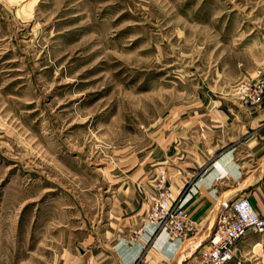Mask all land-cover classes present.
<instances>
[{"label": "rangeland", "instance_id": "374dc122", "mask_svg": "<svg viewBox=\"0 0 264 264\" xmlns=\"http://www.w3.org/2000/svg\"><path fill=\"white\" fill-rule=\"evenodd\" d=\"M263 172L264 0H0V264H118L158 189Z\"/></svg>", "mask_w": 264, "mask_h": 264}, {"label": "crops", "instance_id": "0c3cea01", "mask_svg": "<svg viewBox=\"0 0 264 264\" xmlns=\"http://www.w3.org/2000/svg\"><path fill=\"white\" fill-rule=\"evenodd\" d=\"M189 176V177H188ZM261 184L243 185L239 189L241 192L248 191L247 196L251 199L254 210L260 216H264L258 209L264 210V172L261 176ZM193 180L179 196L188 216L196 223L194 235L184 241L170 240L166 233L158 232L151 235V246L144 248L142 237L136 243H130L127 238L120 236L118 264H197V249L206 241L213 219L209 214L212 207L218 206L222 198V193L217 192L212 183V177L204 174L198 178H192L189 174L183 175L176 181L177 191ZM188 181V182H187ZM251 186V187H247ZM244 195V194H243ZM234 199L228 198L227 200ZM218 211V210H217ZM217 214V213H216ZM152 232V231H151ZM256 247H261L257 248ZM264 233L249 232L245 237L237 242L236 256L239 264H259L264 258ZM262 250V252H261ZM140 256V257H139ZM97 259L96 261H98ZM87 264H92L88 261ZM228 264H238L235 261Z\"/></svg>", "mask_w": 264, "mask_h": 264}, {"label": "built area", "instance_id": "2783aa9c", "mask_svg": "<svg viewBox=\"0 0 264 264\" xmlns=\"http://www.w3.org/2000/svg\"><path fill=\"white\" fill-rule=\"evenodd\" d=\"M150 211L146 223L164 228L170 239L183 241L194 232V223L173 203L171 192L158 189L150 197ZM249 232L264 233V216L256 213L247 196L234 200H221L213 230L205 245L197 249V264L240 263L236 245Z\"/></svg>", "mask_w": 264, "mask_h": 264}]
</instances>
